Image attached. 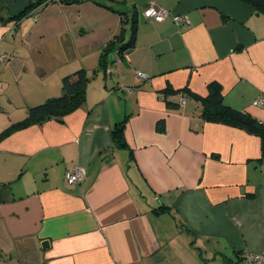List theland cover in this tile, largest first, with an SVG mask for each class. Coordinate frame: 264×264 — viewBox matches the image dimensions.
Instances as JSON below:
<instances>
[{
    "label": "crops",
    "instance_id": "crops-1",
    "mask_svg": "<svg viewBox=\"0 0 264 264\" xmlns=\"http://www.w3.org/2000/svg\"><path fill=\"white\" fill-rule=\"evenodd\" d=\"M114 1L138 28L102 69L117 14L57 3L18 21L38 0H0V264H246L264 252L260 138L206 122L188 94L217 82L264 121V15L238 0ZM151 5L190 24L147 20ZM80 69L81 106L9 132ZM77 165L86 176L70 185Z\"/></svg>",
    "mask_w": 264,
    "mask_h": 264
},
{
    "label": "trees",
    "instance_id": "trees-1",
    "mask_svg": "<svg viewBox=\"0 0 264 264\" xmlns=\"http://www.w3.org/2000/svg\"><path fill=\"white\" fill-rule=\"evenodd\" d=\"M238 1L251 6L257 14L264 15V0ZM86 2L93 3L98 7L117 14L121 20V29L119 33L113 36L102 52L101 68L106 69L110 54L115 51H117L118 54H123V52L134 46L136 30L138 28L135 11L131 14L121 11L114 0H38V3L32 4L26 11L15 16L11 20L15 19L19 21L21 18L28 16L30 11H32V15H34L44 7L57 3L74 5ZM1 17L3 18L2 14H0V19ZM88 81V74L85 69H80L67 75L62 81V94L60 96L50 98L42 104L30 107L26 119L9 128V132L13 128H22L34 123H43L52 118L60 120L63 115L83 104L85 100V87ZM189 90L188 88L179 90L168 87L163 92L168 98L169 94L185 93L189 92ZM207 93L208 94L203 97L194 93L188 94L191 99H194L201 105V117L206 122L224 123L241 127L258 135L261 141L262 161H264V121H260L253 117L249 112L237 110L225 104L223 87L217 82L209 84ZM170 103L171 101L168 104ZM125 123L126 122H123L118 125L113 133L115 141L121 146L126 145L124 140ZM6 132H8V130L3 134H6Z\"/></svg>",
    "mask_w": 264,
    "mask_h": 264
},
{
    "label": "built area",
    "instance_id": "built-area-1",
    "mask_svg": "<svg viewBox=\"0 0 264 264\" xmlns=\"http://www.w3.org/2000/svg\"><path fill=\"white\" fill-rule=\"evenodd\" d=\"M143 16L147 20H152L155 22H163L166 19H172L177 25H189L190 20L186 16L175 15L167 10L161 9L157 6L151 5L149 8L143 11ZM7 57H0V60L3 61ZM141 78H147V76L143 73H138ZM183 104L186 103V100L183 99ZM255 106L263 107L264 99H260L255 101ZM86 176V169L81 165L75 166L73 169L68 171L66 179L70 185L78 184L81 182ZM246 264H264V252L257 254H248L245 257Z\"/></svg>",
    "mask_w": 264,
    "mask_h": 264
}]
</instances>
